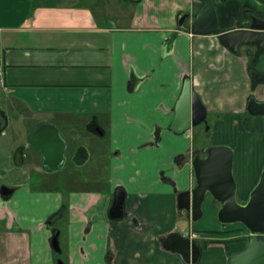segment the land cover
I'll use <instances>...</instances> for the list:
<instances>
[{
  "label": "crops",
  "instance_id": "crops-1",
  "mask_svg": "<svg viewBox=\"0 0 264 264\" xmlns=\"http://www.w3.org/2000/svg\"><path fill=\"white\" fill-rule=\"evenodd\" d=\"M45 1L0 0V113L7 120L3 136L14 123L28 129V137L40 122L55 125L66 143L59 170L74 176L68 188L74 194L69 210L54 195H43L54 212L42 222L36 213L41 206L35 202H15L16 194L7 199L0 206V264H55L59 256L63 264H189L163 247L162 241L175 233L201 247L199 264H228L246 245L230 252V244L207 245L204 237L199 243L198 231L205 230L178 210V194L196 186L194 154L207 148L193 144L199 126L181 135L170 126L184 82L190 79L207 111L202 126L208 129L209 147L233 148L234 176L246 199L264 167V119H250L247 113L251 97L264 102V85L253 79V73L263 71L264 57L255 66V48L234 55L217 36L184 33L179 16L191 13L193 18L207 0H128L135 5L121 14L89 10L80 2ZM211 1L225 31L248 24L246 9L264 17V0ZM76 129H82L83 141L76 140ZM256 135L258 161L250 166L255 148H247ZM28 137L26 162L18 167L56 174L59 170H44V159L31 151ZM5 159L3 168L17 171L13 156ZM240 159L248 163L238 165ZM77 169L96 177L77 183ZM242 175L248 178L242 181ZM252 182L255 186L248 189ZM119 189L126 193L125 217L114 220L110 210ZM61 209V227L55 226L60 252H52L47 221ZM203 209L210 219L219 211L213 201ZM37 233H43V246ZM211 251L217 260L211 259Z\"/></svg>",
  "mask_w": 264,
  "mask_h": 264
},
{
  "label": "water",
  "instance_id": "water-1",
  "mask_svg": "<svg viewBox=\"0 0 264 264\" xmlns=\"http://www.w3.org/2000/svg\"><path fill=\"white\" fill-rule=\"evenodd\" d=\"M244 18L248 21L244 27L233 31L222 30L219 28L216 7L211 0H207L193 18L188 13H182L178 19V26L184 33L194 36H217L221 46L234 55H239L243 48H255L253 63L256 64L264 57V17L246 9ZM188 20H192L190 27L185 25ZM253 76L255 84L264 85V72H256ZM174 112L175 117L170 130L179 135L198 127L207 117L206 108L192 90L190 79L184 82ZM247 113L250 119H264V102L251 97ZM28 143L41 153L46 172L53 173L63 167L66 143L55 125L45 121L38 123L29 134ZM204 151L205 157L196 155L192 161L196 186L178 194V210L185 213L192 223H197L203 218V207L207 197H210L221 206L217 213V221L221 225L240 224L249 232L245 248L232 254L228 264H264V167L248 201L241 204L237 200L238 185L234 176L233 148L219 145ZM125 200V191L119 189L110 210L111 219L125 217ZM58 238L59 233L54 236L52 243L54 249L60 252ZM162 244L164 249L181 255L187 263L199 264L202 249L189 238L175 233L164 239ZM58 264L63 262L58 261Z\"/></svg>",
  "mask_w": 264,
  "mask_h": 264
},
{
  "label": "rangeland",
  "instance_id": "rangeland-1",
  "mask_svg": "<svg viewBox=\"0 0 264 264\" xmlns=\"http://www.w3.org/2000/svg\"><path fill=\"white\" fill-rule=\"evenodd\" d=\"M218 2H223V0H216ZM81 3L80 7H84V8H88L89 10H93V11H101L103 12L104 10H113V11H117L118 13H122V12H126V11H131V9L134 7L135 4L128 2V0H46L45 3L47 4H62V3H69V4H75V3ZM191 14V13H188ZM191 16V15H190ZM223 30V29H222ZM210 122V118L208 119ZM14 128H10L9 130L6 131V134L1 138L0 140V170H3L6 174L5 177V181L6 183L9 184H18L19 185V189L16 193L15 196V202L16 201H20L21 202H27V200H29V202H35L38 206H41L40 209L38 210L37 213V218L39 220V222H42L44 220H46V218L53 213L52 210L53 209H49L45 203L47 202L48 198L43 197V195L47 196H55V199H60L62 201V203L66 206H68V210H69V199L71 198V195L74 194L72 192H70V190H68V188L72 187L71 183H70V179L71 177L74 178V176H70L67 175L65 173V168L59 170L56 174H52V175H48L42 172H32L30 169H28L29 171H24L23 169H20L21 167H18L15 165V169L17 171L10 169H5L3 167H5L6 164V157L8 156H15V154L23 148H27L28 146L26 144L27 140L26 138L28 137V129H24V127L20 124H16L14 123ZM207 127L205 128L204 126L199 125V128L197 130H194L195 133V140L193 141V144L195 146H202V147H209L211 143V141L208 139L207 137ZM76 135L75 138L77 141H83V131L82 129H76ZM253 134H256L255 131L253 132ZM259 137L256 135V137L254 138L255 142L249 146V148H247V150L249 152L253 151V153H255V158L249 162H251L249 165L252 166L254 162L258 161V155L257 153L259 152L256 148V146L258 145V140ZM257 140V141H256ZM259 146V145H258ZM240 148V147H239ZM259 149V148H258ZM258 151V152H257ZM241 161H238V165L241 163L242 165L247 164L248 160L243 161L242 159H240ZM250 168V167H248ZM2 171V172H3ZM19 171V172H18ZM25 172V173H24ZM75 174L80 175L78 177H76L77 183H80V179H82L83 181H85V179L87 180H91L94 179L96 176L94 174H90L88 175L87 173L84 172V174H82V171L77 169L75 170ZM26 175V179H24L22 181V176ZM240 180L245 181V179L248 178V176H240L239 177ZM259 181V178L257 180V183ZM243 187V185H241ZM255 186V182H252L250 184H248V186H246L248 189H250L251 187ZM88 187V186H87ZM95 186L93 187H88L91 189H94ZM241 187V188H242ZM90 189V190H91ZM72 193V194H71ZM88 193H94L92 190L89 191ZM241 190L238 189V193H237V200L239 203L241 204H245L248 199H249V194L248 191L246 193V199L245 197H241ZM79 198V197H76ZM37 200V201H36ZM50 200V198H49ZM212 199L210 197H207L206 203H211ZM28 203V202H27ZM205 203V204H206ZM215 209L218 210L219 209V204L214 203ZM21 205V204H20ZM25 206V205H24ZM47 207V208H46ZM27 210V209H26ZM51 210V211H50ZM67 210V211H68ZM204 210V209H203ZM19 212H21V208L18 209ZM22 211H24L22 209ZM27 212V211H26ZM197 227L201 230H205V231H198V234L196 237L199 238V243H203V237L205 239H208L207 241H205L204 243L207 245L209 244H213V245H223V244H230V252H235L238 250H241V248H243L244 245H246L247 243V239L249 238V232L248 230L240 224L237 225H231V226H223L221 225L218 221H217V212H215V217L214 219H210L209 216L205 215L204 212V216L201 219V221L197 222ZM57 228L61 227V222L59 221V223H57V225H55ZM50 229H48V233L51 235L53 231V229L51 227H49ZM218 229V230H217ZM51 230V231H50ZM46 233V232H44ZM42 234L43 233H37L35 235V237H37V241L38 244L40 246H43L42 243ZM204 235V236H202ZM208 235V236H207ZM197 238V239H198ZM226 240V241H224ZM49 247L51 248L52 252L55 251L53 245L49 244ZM63 248V245H62ZM204 252H207L206 249L203 250ZM210 257L212 260H217L216 256V251H211L209 253ZM54 257H56L54 255ZM60 258H62V256H59L58 260H60ZM57 261H55V264H57Z\"/></svg>",
  "mask_w": 264,
  "mask_h": 264
},
{
  "label": "flooded vegetation",
  "instance_id": "flooded-vegetation-1",
  "mask_svg": "<svg viewBox=\"0 0 264 264\" xmlns=\"http://www.w3.org/2000/svg\"><path fill=\"white\" fill-rule=\"evenodd\" d=\"M262 58V57H261ZM254 58H252V62H253ZM259 62H260V59L259 61L256 63L255 66H258L259 65ZM258 72H261V71H258ZM264 72V69L263 71ZM254 74V73H253ZM253 79H254V76H253ZM253 119V118H252ZM7 129V120L5 119V117L0 113V139L2 138L3 134L5 133V130ZM209 148V147H207ZM207 148H204V149H200L198 150L197 153L194 154V157L196 155H199L200 157H205L206 154H205V149ZM31 151L33 153H40L38 150L34 149L33 147H31ZM24 149H20L16 154L15 156L13 157L12 159V162L14 165L18 166V165H23L26 160L24 158ZM41 154V153H40ZM42 156V155H41ZM1 169V168H0ZM3 170H0V206L3 205V203L6 202L7 199L9 198H12L18 191L19 189V185L18 184H9V183H6L5 181V177H6V174ZM117 192V191H116ZM116 192L114 193V197H115V194ZM114 200V198H113ZM64 211L61 209V211H58L57 213H55L48 221V226L51 227L53 229V238L54 236L59 233V236H60V231L55 229V225L58 223V221H60L62 219V217L64 216ZM52 223V224H51ZM59 240V238H58ZM53 245V243H52ZM60 247V246H59Z\"/></svg>",
  "mask_w": 264,
  "mask_h": 264
},
{
  "label": "trees",
  "instance_id": "trees-1",
  "mask_svg": "<svg viewBox=\"0 0 264 264\" xmlns=\"http://www.w3.org/2000/svg\"><path fill=\"white\" fill-rule=\"evenodd\" d=\"M163 181L168 182L173 185V182L165 177H163ZM213 201V200H212ZM214 202V201H213ZM215 203V202H214ZM217 204V203H216ZM248 240V239H247Z\"/></svg>",
  "mask_w": 264,
  "mask_h": 264
},
{
  "label": "built area",
  "instance_id": "built-area-1",
  "mask_svg": "<svg viewBox=\"0 0 264 264\" xmlns=\"http://www.w3.org/2000/svg\"><path fill=\"white\" fill-rule=\"evenodd\" d=\"M3 76V72H2V69L0 68V79L2 78Z\"/></svg>",
  "mask_w": 264,
  "mask_h": 264
}]
</instances>
